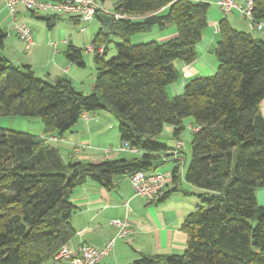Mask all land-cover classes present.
Here are the masks:
<instances>
[{
	"label": "trees",
	"instance_id": "trees-1",
	"mask_svg": "<svg viewBox=\"0 0 264 264\" xmlns=\"http://www.w3.org/2000/svg\"><path fill=\"white\" fill-rule=\"evenodd\" d=\"M98 1H112L121 18L108 34L100 30L94 36L93 43L105 45L106 53L95 54L93 92L78 90L67 77L55 82L39 78L32 65H16L0 54V116L38 119L44 132L0 127V264H56V254L76 234L73 190L88 181L111 190L116 176L158 172L162 163L173 160L169 151L175 145L161 144L157 137L171 124L173 136L181 140L187 117L197 130L185 179L199 189L200 204L183 224L188 233L184 253L144 258L143 263L264 264V207L256 196V189L264 187V41L234 28L225 16L215 47L217 71L190 79L182 94L170 97L168 86L182 76L175 62L196 59L210 4ZM254 1L253 18L264 22V0ZM139 15L144 18H131ZM58 18L52 14L48 26L54 27ZM167 23L176 26V37L132 42L133 35ZM7 36L0 25V47ZM111 36L120 42L116 55L107 58ZM66 56L86 66L83 49L71 45ZM102 110L117 119L121 145L136 150L133 157L100 163L66 159L54 142L85 115ZM176 161L174 186L163 198L178 191L191 194L178 186L183 162Z\"/></svg>",
	"mask_w": 264,
	"mask_h": 264
},
{
	"label": "crops",
	"instance_id": "crops-1",
	"mask_svg": "<svg viewBox=\"0 0 264 264\" xmlns=\"http://www.w3.org/2000/svg\"><path fill=\"white\" fill-rule=\"evenodd\" d=\"M194 1H205L210 4L208 26L197 44L196 59L190 64L175 62L182 76L178 81L168 86L170 97L182 94L186 83L190 79L197 76L212 75L218 68L215 47L220 39V34L215 27L219 26V22L225 18V15L220 9L218 0ZM101 5L106 13L117 15L112 1L102 2ZM20 6L26 10L23 5L18 4L17 13L14 17L6 5V0H0V25L8 34L4 46L0 47V54L8 57L16 65H32L39 78L55 82L58 78L67 77L72 80L78 90L86 94L89 93L85 88L87 80L83 77L85 67L71 62L66 56V50L71 45L83 49L78 40L76 41V37L70 34L56 41L48 32H52L59 18L56 20L54 27L50 28L48 21L43 20L39 15L44 25L29 21L28 25H31L35 44L30 50H27L26 43L19 37L15 29L16 25L26 24V21H28L27 16H22L19 23V16L23 12ZM164 10L162 9V11ZM35 14L38 13L31 11V15ZM46 14L52 15L50 13ZM67 18L74 24L72 26L76 29L77 34L85 33L91 26L96 29V31L94 28L92 29L94 36L100 30L103 31V21L97 15L90 22L76 20L78 18L74 17ZM131 18L141 20L144 16H132ZM226 18L234 28L249 32L254 38L264 41V28L254 29L250 27L248 20L239 11H233ZM95 19L98 20L97 23ZM116 21L117 19L113 22L110 31ZM94 36L90 44H94ZM134 36L136 35L132 37ZM176 36V26L173 23H167L164 28L156 26L147 35L137 38L142 42L151 40L163 42ZM88 89L93 92L95 89L94 84L90 83ZM260 111L264 117V100L260 105ZM188 120V123L192 126V121ZM33 122H35L38 131L36 135H42L44 133L42 123L37 120ZM113 123V115L110 112L98 111L89 119H80L71 132L65 134L62 140L55 141L54 144L62 151L66 159L74 157L84 162L100 163L107 158L133 157L134 152L120 150V133L118 129H115ZM182 137L183 135L179 139L182 140ZM173 138L176 143L178 140L174 136ZM175 143L171 146L176 145ZM76 147H81L80 153L75 151ZM170 161L169 163L172 164L170 168H162V174L167 176L168 181L164 194L174 186L172 174L178 165V162L176 161V163L174 159ZM182 162L184 166V157ZM163 164L165 163L160 166ZM187 168L184 169L182 178L178 181V186L191 194L178 191L170 193L165 198L162 194L153 203H149L146 198L135 194L129 175L116 176L114 187L111 190L94 181H88L84 185L75 188L71 200L76 207L72 215V225L76 230V234L68 245L75 249L81 245L102 248L107 245L109 240L117 236L119 228L113 223V220L120 219L127 220L130 223L132 232L125 237L116 238L114 248L104 259L105 264H144V258L183 254L188 242V233L183 229V224L188 215L196 211L200 204V198L197 195L199 189L189 184L185 179ZM256 196L258 203L264 207V187L256 189ZM126 202H129V209L125 206ZM150 264L168 263L160 261Z\"/></svg>",
	"mask_w": 264,
	"mask_h": 264
},
{
	"label": "built area",
	"instance_id": "built-area-1",
	"mask_svg": "<svg viewBox=\"0 0 264 264\" xmlns=\"http://www.w3.org/2000/svg\"><path fill=\"white\" fill-rule=\"evenodd\" d=\"M23 5L27 10L36 13H50L64 15L67 17H76L81 21H92L98 12H105L98 0H6V5L11 14L15 17L17 5ZM222 13L227 16L233 11H239L242 16L248 20L250 27L263 29L264 22H257L253 18L254 0H218ZM116 19L121 15H115ZM19 37L26 43L27 50H30L35 44L32 29L28 24H18L15 27ZM219 31V26L215 27ZM83 30V29H82ZM86 50L91 54L104 55L106 53L105 45L90 44ZM87 119L89 116L85 115ZM197 128H192L196 131ZM54 139V138H52ZM184 147V142L178 140L175 149H170L169 153L173 154L172 159L182 160L180 154ZM121 151L136 152L128 146L121 145ZM135 194L147 199L149 203L157 201L163 194L167 185V176L158 172L138 171L130 176ZM129 209V202L125 203ZM113 223L119 228L117 236L108 241L107 245L97 248L90 245H81L77 249L68 244L64 245L55 256L58 264H105L104 259L110 254L115 246L116 238L129 235L132 230L127 220L115 219Z\"/></svg>",
	"mask_w": 264,
	"mask_h": 264
},
{
	"label": "rangeland",
	"instance_id": "rangeland-1",
	"mask_svg": "<svg viewBox=\"0 0 264 264\" xmlns=\"http://www.w3.org/2000/svg\"><path fill=\"white\" fill-rule=\"evenodd\" d=\"M20 8L23 10V12L19 16V23L22 20V16H27L28 21H26V24H29V21L31 22H39L41 25H44V22L39 18V15L41 14H46L43 12H40L35 15H31V11L29 10H24L23 7L20 6ZM13 19V18H12ZM95 22L97 23L98 20L95 19ZM94 22V23H95ZM84 23V22H83ZM74 25L68 18L67 16L61 15V17L57 20V25L52 29V32L50 33L51 36L54 37V39L57 41L59 38L62 39V37L69 36L70 34L73 37H76V41L81 44L83 47V57L84 61L86 63L85 70L83 72V77L84 79L87 80V84L85 88H87V92H92L89 91L88 87L90 83L94 84L95 87V82H96V75H97V66L95 63V54L89 53L86 48L90 45L91 40L93 39L94 33L92 29L94 28L93 26L89 27L88 30L83 33V34H77V31L75 28H73ZM86 25V23H84ZM31 26V25H30ZM34 27V26H32ZM96 31V29L94 28ZM48 31V30H46ZM12 32V31H10ZM150 33V32H149ZM148 33H139L135 34L136 36L132 37V42L133 43H142L139 38L147 35ZM138 35V36H137ZM139 37V38H137ZM151 40V39H147ZM120 42L119 39H116L114 36H111L110 41L107 43L108 47V53H107V58H112L113 56L116 55L117 50H116V43ZM148 42V41H144ZM87 93V94H89ZM174 96V95H173ZM172 97V96H171ZM188 119H190V122L192 121L191 118L187 117L184 119V125H185V130L183 131L182 135V141L184 142V150H183V157L185 158V165L183 166L182 173L184 172V169L189 166L191 159H192V147H191V142H192V136H193V131L191 128V124L188 123ZM33 119H30L28 117H23L19 115H13V116H0V127L6 128V129H13V130H18V131H25V132H30L33 134H37L38 131L36 130V124L35 122L32 121ZM37 121H40L37 119ZM113 124L115 125V129H118V121L117 119L113 116ZM157 142L164 144V145H172L175 143V139L173 138V127L171 124H166L163 132L157 137ZM177 143V141H176ZM175 143V144H176ZM174 146V145H173ZM171 161H168L167 163L163 164L160 166L157 171L158 173H163L162 168L167 167L170 168L172 166ZM172 168V167H171ZM58 264V263H56Z\"/></svg>",
	"mask_w": 264,
	"mask_h": 264
},
{
	"label": "water",
	"instance_id": "water-1",
	"mask_svg": "<svg viewBox=\"0 0 264 264\" xmlns=\"http://www.w3.org/2000/svg\"><path fill=\"white\" fill-rule=\"evenodd\" d=\"M97 17L103 21V32L108 34L113 22L115 21V15L106 12H99L97 14ZM40 18L45 21H49L51 19V16L48 14H42L40 15Z\"/></svg>",
	"mask_w": 264,
	"mask_h": 264
}]
</instances>
